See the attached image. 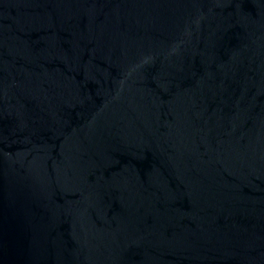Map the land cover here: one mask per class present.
<instances>
[{
	"label": "water",
	"instance_id": "obj_1",
	"mask_svg": "<svg viewBox=\"0 0 264 264\" xmlns=\"http://www.w3.org/2000/svg\"><path fill=\"white\" fill-rule=\"evenodd\" d=\"M0 264H264V0H0Z\"/></svg>",
	"mask_w": 264,
	"mask_h": 264
}]
</instances>
